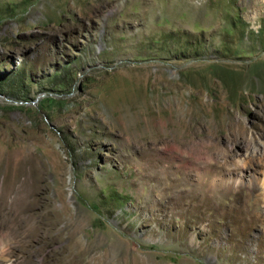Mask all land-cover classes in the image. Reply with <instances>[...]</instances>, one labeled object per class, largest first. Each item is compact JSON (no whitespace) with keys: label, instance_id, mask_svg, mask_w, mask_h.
Listing matches in <instances>:
<instances>
[{"label":"rangeland","instance_id":"1","mask_svg":"<svg viewBox=\"0 0 264 264\" xmlns=\"http://www.w3.org/2000/svg\"><path fill=\"white\" fill-rule=\"evenodd\" d=\"M0 172V264H264V0H0Z\"/></svg>","mask_w":264,"mask_h":264},{"label":"bare ground","instance_id":"2","mask_svg":"<svg viewBox=\"0 0 264 264\" xmlns=\"http://www.w3.org/2000/svg\"><path fill=\"white\" fill-rule=\"evenodd\" d=\"M2 176V183L0 186V208H5V201L3 202L2 198L7 197L8 195H12L13 201L12 203L18 204L19 202H24L23 198L30 197L32 195L39 194V192H36L34 190H26V189H18L15 187V185H8L9 181L13 182L16 180V174L14 175L13 172H0V177ZM15 176V177H14ZM14 177V178H13ZM158 179V177H157ZM15 183V182H14ZM155 188L159 189L160 180L155 182ZM154 188V186H153ZM196 191V190H195ZM193 192L190 193V203L189 205L192 208L199 209L201 214L205 213L207 211V202L205 197L200 192ZM159 192V190H157ZM157 196V195H156ZM156 196L150 195L149 199L151 200V203L156 204L158 200L156 199ZM2 199V200H1ZM185 199V198H184ZM183 199V200H184ZM182 197L177 199V202L183 205ZM195 201V202H193ZM25 203V202H24ZM23 204V203H22ZM26 204V203H25ZM146 207L149 209H153V206L151 207L150 204L146 203ZM41 213H45L49 211V206L47 202H43V204L40 207ZM237 215L234 219L235 223L242 225L244 228L243 230L247 234L249 230L252 229V225L257 224L259 217L251 214V211H249L246 208L237 207ZM1 210V209H0ZM4 212V211H3ZM62 211L60 210L58 212V217L52 224L47 223H39L35 228H41L42 234L34 235V233L29 232L28 235L23 239V245L26 246H50L53 244L56 240L62 239L64 237L63 231L66 229H70L71 233L67 237L68 241L67 244L63 246L61 249L57 251L53 256L55 258L54 264H83L82 261L84 258V253L81 249L82 245V238L80 234V229L75 226L73 223L66 222L62 215ZM2 215V214H1ZM43 222V221H42ZM34 227V223L31 224V226L28 228V231H30ZM33 230V229H32ZM31 230V231H32ZM68 234V233H67ZM21 245V246H23ZM42 247V248H43ZM41 249V248H40ZM14 250L17 252L16 247ZM14 253V251H12ZM47 256V255H46ZM51 259V258H49ZM72 262V263H71ZM21 264H27V262H23ZM87 264V263H85Z\"/></svg>","mask_w":264,"mask_h":264}]
</instances>
